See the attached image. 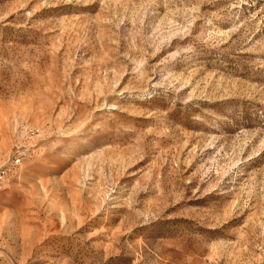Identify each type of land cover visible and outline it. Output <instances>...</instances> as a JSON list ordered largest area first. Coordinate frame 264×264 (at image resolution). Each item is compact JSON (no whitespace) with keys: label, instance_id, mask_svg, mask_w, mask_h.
Here are the masks:
<instances>
[{"label":"rangeland","instance_id":"obj_1","mask_svg":"<svg viewBox=\"0 0 264 264\" xmlns=\"http://www.w3.org/2000/svg\"><path fill=\"white\" fill-rule=\"evenodd\" d=\"M0 264H264V0H0Z\"/></svg>","mask_w":264,"mask_h":264},{"label":"built area","instance_id":"obj_2","mask_svg":"<svg viewBox=\"0 0 264 264\" xmlns=\"http://www.w3.org/2000/svg\"><path fill=\"white\" fill-rule=\"evenodd\" d=\"M28 158V151L18 149L13 153L10 159L7 162L0 161V184L5 180L7 177V173L9 170V166L14 165L18 166L21 165L26 159Z\"/></svg>","mask_w":264,"mask_h":264}]
</instances>
